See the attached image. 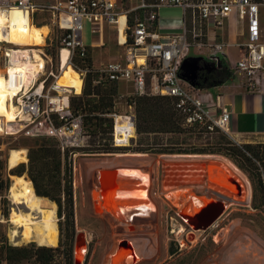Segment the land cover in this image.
<instances>
[{"label":"built area","instance_id":"2783aa9c","mask_svg":"<svg viewBox=\"0 0 264 264\" xmlns=\"http://www.w3.org/2000/svg\"><path fill=\"white\" fill-rule=\"evenodd\" d=\"M117 3V0H54L44 3L0 0V9L21 7L29 13L31 21L36 12L47 11L51 20L44 35V42L46 40L47 43L35 48L38 57H34L33 48H28L30 59L38 67L19 87L18 94L14 96L15 118L11 122L4 120L3 130L6 133L7 130H23L32 136L54 138L62 156L65 152L69 154L68 159L74 168L75 156L80 152L71 148L82 147L89 135L84 129L82 114L74 112L70 99L73 94L81 93L86 75L94 73L91 85L130 81V95L172 97L176 108L183 114L181 127L190 133L201 128L206 133L221 131L231 135L228 108L224 105L217 107L209 89L192 85L183 78L181 65L185 58L193 57L189 55L191 48L204 49L213 62L224 60L232 76L242 78L246 90L260 91L264 80V28L261 17L264 0H137L123 13L122 56L97 65L90 63V47L82 41V21L87 19L91 23L92 37H101L106 25L117 28L120 15ZM169 6L182 9L183 30L180 33H159L156 29L159 9ZM233 12L246 22V34L243 41L233 44L241 49V57L229 64L224 58L229 44L224 41L221 32L225 20ZM51 45L55 46L54 54L48 51ZM63 49L66 50L64 60ZM15 50L17 48L10 47L2 52L0 46V59L3 57L7 65L3 75L7 77V67L12 64L13 57L18 63L27 59ZM65 67L78 72L80 92H76L75 87L59 83ZM127 107L123 114L117 111L109 113L114 121L111 132V144L114 146L125 142H118L115 135L120 116L130 128L126 141L136 136L134 107L131 104ZM7 123H13L14 129H8ZM83 150L84 154H94Z\"/></svg>","mask_w":264,"mask_h":264},{"label":"rangeland","instance_id":"374dc122","mask_svg":"<svg viewBox=\"0 0 264 264\" xmlns=\"http://www.w3.org/2000/svg\"><path fill=\"white\" fill-rule=\"evenodd\" d=\"M117 1V10L120 13H124L131 5L137 3V0ZM261 16L264 28V9L261 11ZM32 21L36 26L50 25V14L47 11L36 12L32 15ZM243 26V20L232 17L230 18V24L226 25V29L224 28L223 34H225V37L230 35L233 38L235 37L236 41H241ZM156 29L159 33L182 32V9L177 6L161 7L158 12ZM47 30L44 34L47 33ZM102 40L103 46L92 45L99 42V37L92 38L91 23L87 19H83L82 41L85 45L90 46L96 65L110 59H118L124 51L123 45L117 42L115 28L104 29ZM45 43L47 41L44 42L43 40L39 45H25V47L35 49L44 46ZM0 46L2 52L5 48H16L15 44L6 41H1ZM55 50L54 45L48 47V51L53 54ZM226 51H229L232 56L242 54L241 49L231 44H229ZM189 55L201 58L200 63L202 64L206 63L208 66L213 64L212 59L208 57L204 49L191 48ZM6 66L3 57H1L0 73L3 74ZM131 89V85L128 83H123L120 87L122 93L131 92ZM209 91L212 92V88ZM75 96L77 95H72V97ZM115 99V110L119 114H123L128 109L127 96L117 95ZM7 125H9L8 129H14L13 123H7ZM4 126V119L0 117V240H7L13 245L30 244L32 242L40 245L34 240L27 241L21 236L15 238L11 236L13 224L9 220L12 215V208L25 210V207L23 205L13 206L9 198L8 188L12 180L11 175L15 171H22L21 175L26 179H30L27 172L28 149L29 146L35 144L36 140L39 141L43 137L32 136L23 130L8 131L6 133L3 130ZM218 135L219 133L216 132L201 137H187L184 135H168L165 137L157 135L158 138H156L155 135H150L151 138L146 139L143 138V135L136 134L134 139L123 142V144L126 143L125 145L131 143L130 149H118L111 153L97 152L96 154L95 152H91L94 154H84L81 151V149L87 151L86 148L93 147L90 145L92 137L85 139L84 145L79 148L80 153L75 156V166L72 168L73 216L71 222L66 220L64 215L60 216L58 214V204L55 201L43 196L55 203L58 227L57 244L46 245L52 248L51 252L53 254V259L49 264H69L71 255L75 259V237L80 232L83 233L84 248L79 264H108V258L114 245L122 240L130 248V264H264V198L255 178L239 169L232 160L218 153H157L138 152L132 149L140 145V141L144 146L149 142L158 141L164 144L167 142L181 143L185 147H201L206 146L207 142L215 141ZM226 135L233 139L232 135ZM12 148L25 149L26 160L10 169L7 164V155ZM68 156L69 154H66L65 158L63 157L66 164L69 161ZM179 159L219 161L226 164L230 169L232 167L227 163V160L232 162L239 170L232 169L234 170L232 172H237L238 174H235L240 176L244 184L246 183L245 185H248L249 195L242 199H234L233 202L230 201L231 197L227 195L228 198H221L216 194L209 195L207 192L210 189L214 193L221 194L223 182L218 178L219 184L208 185L206 174L198 184L193 185L194 187L183 185L174 187L172 182L165 183L163 181L162 162ZM128 162L131 164L129 165ZM114 167L134 168V170L145 173L148 178V186L144 195L146 196L145 200L152 206L153 215H145L141 221H137L133 226H126V228L116 223L111 215L105 213L100 204L101 195L95 178L96 173L100 169ZM182 187H185L188 191L193 189L194 192L191 191L196 196L211 198L205 203L222 202L223 211L206 229L196 228V226L183 220L180 214L187 208L173 205L168 198L166 194L168 191L178 190ZM180 193L181 191L177 195H180ZM72 229L74 232L73 238H71ZM180 243L181 245H178ZM71 244L72 246H70ZM20 264L39 263H36L33 259H24Z\"/></svg>","mask_w":264,"mask_h":264},{"label":"trees","instance_id":"16d2710c","mask_svg":"<svg viewBox=\"0 0 264 264\" xmlns=\"http://www.w3.org/2000/svg\"><path fill=\"white\" fill-rule=\"evenodd\" d=\"M89 62L92 63L91 58ZM93 76L94 73H88L84 79L81 93L70 99L72 109L75 113L82 114L84 129L89 137H92L90 145L93 147L85 150L95 153H111L118 149H130L131 143L116 146L111 144L114 121L109 113L116 111L115 98L117 95L120 96L117 89L118 82L107 81L91 85ZM232 77V71L227 63L224 60H219L201 70L195 82L197 87L210 89L221 85ZM126 104L133 105L136 134L143 135V138L149 139L150 135H155L158 138L157 135L201 137L213 134L206 133L201 128L194 133L184 130L181 127L183 114L178 111L174 99L170 96L128 95ZM216 133L219 135L215 141L207 142L206 146L201 147H185L181 143L167 142L164 144L158 141L149 142L144 146L140 141V145L132 149L138 152L222 154L232 160L239 169L255 178L264 198V142H236L224 132L217 131ZM42 137L28 149L27 172L29 180H31L35 192L55 201L58 204V214L64 215L66 220L71 222L73 216L71 161H68L67 164L63 161L67 152L62 156L54 138ZM209 144L210 146H208ZM71 149L79 151V148ZM13 174L21 175L22 171H15ZM73 233L72 229L71 238H73ZM0 242V264H20L24 259H33L39 264H49L53 259L52 248L46 245H36L34 242L13 245L7 240H0ZM69 264H75L72 255Z\"/></svg>","mask_w":264,"mask_h":264},{"label":"bare ground","instance_id":"6f19581e","mask_svg":"<svg viewBox=\"0 0 264 264\" xmlns=\"http://www.w3.org/2000/svg\"><path fill=\"white\" fill-rule=\"evenodd\" d=\"M118 23L119 39L122 42L125 26V15L123 13H120ZM46 30L47 26H35L34 22L31 21L29 13L21 7L11 6L10 8L0 9V42L6 41L15 44L17 50L14 52H20L27 58L25 62L18 63L13 57L11 60L12 64L7 67L8 77L0 73V117H3L7 122H11L15 118L16 105L14 96L18 94L19 87L23 82H26L25 78L31 76L32 71L38 67L30 59L31 56L28 54L29 49L25 45L41 44L44 40ZM31 51L34 57H38L35 49H31ZM62 51V58L64 60L66 50L63 49ZM59 83L65 86L75 87L76 92L81 89L79 74L70 67L64 68ZM129 129L128 125L122 121V117H118L115 132L116 140L118 142L126 141L127 137L130 136ZM25 153V149L23 148L10 149L7 155L8 167L12 169L21 162H25ZM227 163L232 169L239 171L232 162L227 160ZM128 164L130 165L131 163L128 162ZM170 164L166 163V167L169 173L173 174L175 165ZM232 169L219 161H208L207 168L204 170V173L207 175L208 185L214 186V184L218 183V178H220L223 182L222 188L224 190L222 189V193L220 194L217 192L214 193L210 189L207 194H216L221 198L231 197L230 201L232 202L234 199H242L249 195L248 185H245L246 183L244 184L240 176L235 174L237 172L233 173L234 170ZM122 172L123 180L119 184L114 181L108 182L101 180L99 192L101 195L100 204L105 213L111 215L116 223L126 228V226L130 227L135 225L137 221H141L145 215H153V210L152 206L145 200L146 196L144 195L145 189L148 186L146 174L129 167H123ZM11 179L8 188L11 203L13 206L23 205L25 207V210L22 208H18L17 210L15 207L12 208V215L9 220L13 224L11 236L13 238L21 236L27 241L34 240L40 245L52 246L57 244L58 227L55 203L38 195L31 181L24 176L12 174ZM172 184L174 187H179L177 183L173 182ZM185 187L178 190H170L166 194L173 205L179 207L185 206L187 209H184V211L187 213L198 211L208 203H205L206 201L211 199L207 196H196L191 191L193 189L188 191ZM180 191V195H177ZM118 245L119 248L113 253L111 252L108 258V264H130V248L127 243L122 240L118 242ZM83 248V246L80 248L76 246V257L81 259Z\"/></svg>","mask_w":264,"mask_h":264},{"label":"crops","instance_id":"0c3cea01","mask_svg":"<svg viewBox=\"0 0 264 264\" xmlns=\"http://www.w3.org/2000/svg\"><path fill=\"white\" fill-rule=\"evenodd\" d=\"M34 1L38 3L52 2V0H34ZM232 17H236V19L238 18L236 13L233 12L230 15V17L225 20L221 32L224 41H226L228 44L231 45H233L236 42H240V41H236L235 37L233 38L230 35H227L225 37V34H223L224 28L226 29V25L230 24V18ZM243 24H244L242 29L243 38H241L242 39L241 41L244 40L246 34V22L243 21ZM40 26H45V25H40ZM106 28L107 29L115 28L117 42L122 43L124 41V38L122 42L119 39V30L117 29L119 28V23L117 24V28L109 25H106L105 29ZM95 36L98 35H94L92 38L94 39ZM92 45L98 47L103 46L102 35L101 37H99V42H97L96 44L93 43ZM89 49H90L92 62L93 64H95L93 60L92 50L91 48ZM226 54L227 55H224V58L229 62V64L233 63L236 59H238L242 55L239 54L236 56H232V54L229 51H226ZM123 83H128L131 85L130 81H119L117 84L118 94L120 96H128L132 93V89L131 92L122 93L120 91V87ZM211 94H212L211 98L217 104V107L224 105L225 107L228 108L230 112L231 135L236 142L264 141V80L262 82V89L260 91L250 92L246 90L245 87L243 86L242 78L240 76H234L226 80L221 85L213 87Z\"/></svg>","mask_w":264,"mask_h":264},{"label":"water","instance_id":"95a60500","mask_svg":"<svg viewBox=\"0 0 264 264\" xmlns=\"http://www.w3.org/2000/svg\"><path fill=\"white\" fill-rule=\"evenodd\" d=\"M198 56L187 57L183 60L181 65V76L188 80L192 85H196L197 71L201 68H206V63H200ZM166 163L175 165L173 174L167 170ZM170 164V165H171ZM207 168V161L204 160H169L162 162L163 169V181L165 183L174 182L180 186H193L198 184L203 179L205 173L204 170ZM123 167L105 168L100 169L96 173V180L98 186L101 184V180L114 181L120 183L123 179ZM125 177V176H124ZM194 187V186H193ZM194 192V190H193ZM101 197V196H100ZM223 211V204L221 201L210 202L200 208L198 211L193 213H187L186 211L181 212L183 220L187 223L196 226V228L206 229L212 224ZM83 233L80 232L75 237V245L80 248L83 246ZM75 246V248H76ZM119 248L116 243L112 249V253ZM75 264L80 263V258L75 256Z\"/></svg>","mask_w":264,"mask_h":264},{"label":"flooded vegetation","instance_id":"af4514ba","mask_svg":"<svg viewBox=\"0 0 264 264\" xmlns=\"http://www.w3.org/2000/svg\"><path fill=\"white\" fill-rule=\"evenodd\" d=\"M204 68H201V69H199L198 71H197V76H198V74H199V72L201 71V70H203Z\"/></svg>","mask_w":264,"mask_h":264}]
</instances>
